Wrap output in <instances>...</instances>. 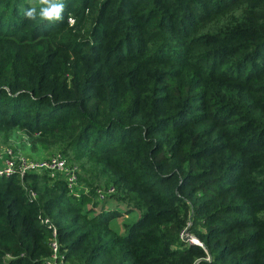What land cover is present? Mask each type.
Wrapping results in <instances>:
<instances>
[{
  "label": "trees",
  "instance_id": "obj_1",
  "mask_svg": "<svg viewBox=\"0 0 264 264\" xmlns=\"http://www.w3.org/2000/svg\"><path fill=\"white\" fill-rule=\"evenodd\" d=\"M54 2L0 0V147L85 191L0 177V264H264V0Z\"/></svg>",
  "mask_w": 264,
  "mask_h": 264
},
{
  "label": "built area",
  "instance_id": "obj_2",
  "mask_svg": "<svg viewBox=\"0 0 264 264\" xmlns=\"http://www.w3.org/2000/svg\"><path fill=\"white\" fill-rule=\"evenodd\" d=\"M67 21L71 24L70 18ZM45 172L50 178H61L66 184L67 193L77 197L84 192L85 189L77 181V169L75 166H69L63 157L54 154L44 158L31 159L16 152L14 153L10 148L0 147V177L8 178L12 174L21 177L24 173H39ZM111 191V190H110ZM98 192L99 200L103 199V194ZM32 195V194H31ZM189 241L196 242L193 239ZM52 249V256L46 264H62V262L55 261V253L57 252V243L52 231V239L50 241Z\"/></svg>",
  "mask_w": 264,
  "mask_h": 264
},
{
  "label": "clouds",
  "instance_id": "obj_3",
  "mask_svg": "<svg viewBox=\"0 0 264 264\" xmlns=\"http://www.w3.org/2000/svg\"><path fill=\"white\" fill-rule=\"evenodd\" d=\"M40 3L44 5H48V7H44L40 11V17L46 19H60L61 12L63 11L64 5L63 3H55L54 0H40ZM25 16L30 19L36 18V9L35 7L30 8L25 12Z\"/></svg>",
  "mask_w": 264,
  "mask_h": 264
},
{
  "label": "rangeland",
  "instance_id": "obj_4",
  "mask_svg": "<svg viewBox=\"0 0 264 264\" xmlns=\"http://www.w3.org/2000/svg\"><path fill=\"white\" fill-rule=\"evenodd\" d=\"M13 144L16 147L15 150H17L20 154H22L23 156L31 157L30 155L31 152H29L30 140L26 134L23 133L20 134L19 132H17L13 139ZM118 220H120V218H118Z\"/></svg>",
  "mask_w": 264,
  "mask_h": 264
},
{
  "label": "water",
  "instance_id": "obj_5",
  "mask_svg": "<svg viewBox=\"0 0 264 264\" xmlns=\"http://www.w3.org/2000/svg\"><path fill=\"white\" fill-rule=\"evenodd\" d=\"M194 240V239H193ZM192 242V241H191ZM193 243H196V242H193Z\"/></svg>",
  "mask_w": 264,
  "mask_h": 264
}]
</instances>
